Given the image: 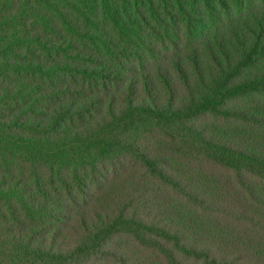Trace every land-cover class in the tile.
Segmentation results:
<instances>
[{"label":"trees","instance_id":"16d2710c","mask_svg":"<svg viewBox=\"0 0 264 264\" xmlns=\"http://www.w3.org/2000/svg\"><path fill=\"white\" fill-rule=\"evenodd\" d=\"M0 264H264V0H0Z\"/></svg>","mask_w":264,"mask_h":264}]
</instances>
